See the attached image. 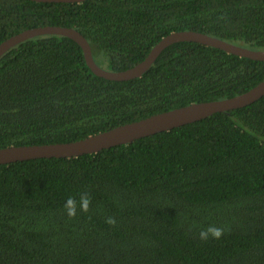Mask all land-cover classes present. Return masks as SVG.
<instances>
[{
	"label": "trees",
	"instance_id": "trees-1",
	"mask_svg": "<svg viewBox=\"0 0 264 264\" xmlns=\"http://www.w3.org/2000/svg\"><path fill=\"white\" fill-rule=\"evenodd\" d=\"M41 26L76 29L120 71L180 30L264 49V0H0V43ZM263 77L264 61L181 41L141 76L108 80L72 39L35 36L0 56V148L84 139ZM209 227L223 234L202 240ZM0 264H264V95L95 153L0 164Z\"/></svg>",
	"mask_w": 264,
	"mask_h": 264
},
{
	"label": "water",
	"instance_id": "water-1",
	"mask_svg": "<svg viewBox=\"0 0 264 264\" xmlns=\"http://www.w3.org/2000/svg\"><path fill=\"white\" fill-rule=\"evenodd\" d=\"M31 1L80 3L85 0ZM41 35H58L72 39L81 47L87 66L95 75L115 81L128 80L141 76L150 68L156 57L165 47L181 41L197 42L240 57L264 61V49H249L202 32L180 30L162 37L140 62L125 70L112 71L99 66L94 61L89 43L76 29L64 26H41L23 30L0 43V56L19 42ZM263 95L264 77L257 85L238 95L219 100L190 103L89 135L84 139L62 143L3 147L0 148V164L35 158L71 157L86 153H95L114 145L129 143L144 136L200 120L216 112H227L245 106Z\"/></svg>",
	"mask_w": 264,
	"mask_h": 264
},
{
	"label": "clouds",
	"instance_id": "clouds-1",
	"mask_svg": "<svg viewBox=\"0 0 264 264\" xmlns=\"http://www.w3.org/2000/svg\"><path fill=\"white\" fill-rule=\"evenodd\" d=\"M91 203V197L89 196L88 193H81L79 196V208L81 212H87L89 210V206ZM64 208L66 209L67 216L72 218L75 217L77 214V200L73 197H68L67 200L65 201ZM107 223L109 224H115L116 221L114 218L109 217L106 220ZM211 234L213 238H219L223 234V229L218 228V227H209L207 230H202L200 232V238L202 240H206Z\"/></svg>",
	"mask_w": 264,
	"mask_h": 264
}]
</instances>
